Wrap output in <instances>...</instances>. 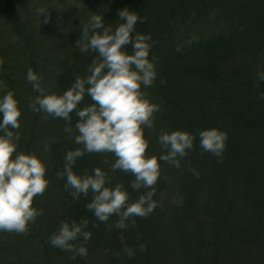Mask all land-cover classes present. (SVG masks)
I'll return each mask as SVG.
<instances>
[{
	"label": "trees",
	"instance_id": "obj_1",
	"mask_svg": "<svg viewBox=\"0 0 264 264\" xmlns=\"http://www.w3.org/2000/svg\"><path fill=\"white\" fill-rule=\"evenodd\" d=\"M23 2L0 0V96L9 89L15 92L21 109L15 130L20 135L18 150L43 158L49 184L33 198L32 206L42 215L28 232L0 231V264H158L165 243L180 252L179 264H264V0H122L119 8L95 12L105 26L115 29L122 22L118 10L128 8L140 18L136 31L151 35L149 59L155 58L157 75L144 91L153 103L162 104L165 129L196 133L217 127L228 136L221 158L203 151L199 138L194 140L180 167L173 169L178 171L177 188L162 175L170 165L159 162L153 196L157 206L146 217H131L123 230L115 227V215L98 221L85 207L91 193L74 200L56 175L63 170L66 151L81 147L73 142L75 129L69 135L62 119L30 107L37 93L25 79L29 68L42 78V87L57 93L70 87L77 75L87 74L96 53H81L75 46L86 24L68 31L65 39L73 42L69 48L52 43L46 52L42 43L52 41L23 18ZM38 14L34 21L46 16ZM202 18L214 27L209 34L195 35L190 28ZM89 103L85 95L79 107ZM71 116L74 125L75 112ZM46 143L48 151L43 150ZM162 151L159 145L152 153ZM114 160L112 153H86L73 171L91 173L100 167L112 185L123 184L135 200L146 190L130 187L131 173L111 171ZM168 187L180 193L172 203L173 223L159 220L169 200ZM82 217L91 232L88 254L71 259L72 253L50 245L49 236L61 221ZM125 246L133 249L131 257Z\"/></svg>",
	"mask_w": 264,
	"mask_h": 264
},
{
	"label": "clouds",
	"instance_id": "obj_2",
	"mask_svg": "<svg viewBox=\"0 0 264 264\" xmlns=\"http://www.w3.org/2000/svg\"><path fill=\"white\" fill-rule=\"evenodd\" d=\"M42 14L43 9H38ZM122 21L115 29L105 26L102 15L93 13L75 43L81 53L95 52L87 74L77 75L73 83L62 93L42 87V78L28 69L25 79L37 95L30 107L33 112H43L53 119L65 122L64 131L72 135L73 142L81 147L67 150L63 170L56 173L64 179L65 190L74 200L81 195L91 200L85 205L100 222L115 215V227L123 230L131 217H146L157 206L153 200L154 185L160 175V163L167 162L179 168L180 159L193 148L199 138V146L217 158L225 150L227 132L217 127L197 130L162 129L157 140L164 149L158 156L147 155L148 140L144 129L153 127L154 113L159 110L144 89L156 79L155 58L149 59L152 48L151 35L136 31L140 19L128 8L118 10ZM130 46L131 51L128 50ZM2 63V60H0ZM264 81V74L260 76ZM85 95L91 103L79 107ZM264 98V94H261ZM77 120L72 124L71 113ZM21 116L19 101L11 89L0 96V231L24 234L29 225L42 215V210L32 206L33 198L42 195L49 180L47 166L42 157L31 151L18 150V131ZM44 151L49 150L46 143ZM86 153H112L115 157L110 170L131 173L134 177L130 187L145 189L135 200H130L128 189L123 184H111L108 172L100 167L91 173L77 174L73 171L76 160ZM104 163H107L105 161ZM87 218L61 221L59 228L50 234L48 242L54 248L85 257L91 232L86 230ZM82 238L81 243H77ZM143 250V245L140 246ZM128 257L134 254L125 246Z\"/></svg>",
	"mask_w": 264,
	"mask_h": 264
},
{
	"label": "rangeland",
	"instance_id": "obj_3",
	"mask_svg": "<svg viewBox=\"0 0 264 264\" xmlns=\"http://www.w3.org/2000/svg\"><path fill=\"white\" fill-rule=\"evenodd\" d=\"M119 1L122 0H24L23 4H21L23 7L22 16L26 21L35 24L37 28L35 29L36 31L41 32L52 41H47L45 43L41 42L44 51H50L49 47L52 43L66 50L73 44V42L65 39L70 29L87 24L89 17L98 10L106 9L107 7L110 9V6L114 7L115 5L119 8L120 4H123V2ZM38 9H43L46 16L44 19L41 18L38 21H34L33 19L39 15ZM190 23L191 22H189V24ZM2 24L3 19L0 18V29L2 28ZM27 26L31 30V26ZM213 27L209 19L202 18L200 21L196 20L190 29L195 35H205L207 33L209 34ZM154 103L158 105L159 110L154 113L153 127L151 129H144V136L148 140V148L146 149L147 155H153V150L159 147L160 144L157 140V136L162 129H165V125L161 122V114L163 111L162 104L159 102ZM168 165L170 164L168 163ZM173 169L174 166L170 165L167 170L162 171V175L172 186H176L178 171H173ZM167 190L169 200L161 207L159 220L165 223H173L172 203H176V201L179 200L180 193L179 195L177 194L178 190L170 192L172 190L171 187H168ZM162 245L157 260L158 264H179L180 252L175 249V247L172 248L171 244L167 245L165 243Z\"/></svg>",
	"mask_w": 264,
	"mask_h": 264
}]
</instances>
